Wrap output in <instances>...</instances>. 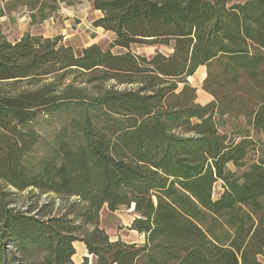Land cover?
Instances as JSON below:
<instances>
[{
  "label": "trees",
  "instance_id": "trees-1",
  "mask_svg": "<svg viewBox=\"0 0 264 264\" xmlns=\"http://www.w3.org/2000/svg\"><path fill=\"white\" fill-rule=\"evenodd\" d=\"M78 1L21 3L37 23ZM88 1L106 47L0 29V264H264V0ZM132 203L145 241L111 240L102 207Z\"/></svg>",
  "mask_w": 264,
  "mask_h": 264
},
{
  "label": "crops",
  "instance_id": "crops-1",
  "mask_svg": "<svg viewBox=\"0 0 264 264\" xmlns=\"http://www.w3.org/2000/svg\"><path fill=\"white\" fill-rule=\"evenodd\" d=\"M31 13L21 3V0H0V29L7 39L18 40L25 32L39 33L45 38L59 35L62 43L79 50L92 44H101L104 41L110 43L114 36L112 31L92 25L93 20L103 14L99 10H93L88 0H80L75 4L59 2L57 9L51 13L50 17L37 23H31ZM205 75L206 67L200 65L194 74L187 78L189 83L196 88V101L201 105L212 100V97L201 88V81ZM196 81L199 83L200 90L196 84L192 83ZM73 245L76 249L74 255L79 253L80 257L88 256L87 249L82 242L75 241Z\"/></svg>",
  "mask_w": 264,
  "mask_h": 264
},
{
  "label": "rangeland",
  "instance_id": "rangeland-1",
  "mask_svg": "<svg viewBox=\"0 0 264 264\" xmlns=\"http://www.w3.org/2000/svg\"><path fill=\"white\" fill-rule=\"evenodd\" d=\"M104 47H106L108 44L104 41L101 43ZM158 49L159 51L163 53H169L170 49L166 46H152V45H147V44H140V45H132L131 50L132 52L139 54V55H146V56H151L155 52V50ZM113 51H116V49H113ZM197 85L198 89L199 88V83L192 82ZM229 123H232L231 121ZM35 127L42 133L46 134L51 131L52 129V124H42L41 122H36ZM230 125L223 127L221 130L223 131H229ZM261 143V141H260ZM257 143L255 145V148L248 152L247 159L253 160L257 157V152L262 148L260 146L261 144ZM222 191L220 182H217L214 186L213 189V197H217L219 193ZM28 192H20L17 194L16 197V205L17 206H22L23 203H28ZM47 196L44 194L39 198V203L43 201L44 198ZM57 201V200H56ZM135 216V213L133 212V209L127 208L124 206L119 207L116 211H109L107 206L104 205L102 207V210L99 213V218H100V227L104 229V231L109 235L111 240H117L118 238L121 239L122 241L129 243V244H142L145 241L144 235H141L139 232H136L135 230H130L129 226L131 224V219L132 217ZM116 238V239H115ZM81 258V261L83 257L79 256V253L74 255V258L72 259L73 261L75 260L76 263H80L79 261ZM258 259L260 262L264 263V255L263 256H258ZM92 261V258H91ZM89 262V261H88Z\"/></svg>",
  "mask_w": 264,
  "mask_h": 264
},
{
  "label": "water",
  "instance_id": "water-1",
  "mask_svg": "<svg viewBox=\"0 0 264 264\" xmlns=\"http://www.w3.org/2000/svg\"><path fill=\"white\" fill-rule=\"evenodd\" d=\"M133 207H134V203H132V205H131V208L133 209Z\"/></svg>",
  "mask_w": 264,
  "mask_h": 264
},
{
  "label": "built area",
  "instance_id": "built-area-1",
  "mask_svg": "<svg viewBox=\"0 0 264 264\" xmlns=\"http://www.w3.org/2000/svg\"><path fill=\"white\" fill-rule=\"evenodd\" d=\"M90 256V255H89Z\"/></svg>",
  "mask_w": 264,
  "mask_h": 264
}]
</instances>
